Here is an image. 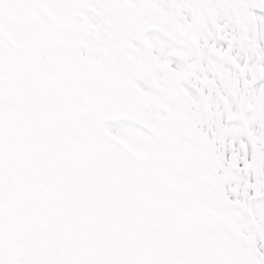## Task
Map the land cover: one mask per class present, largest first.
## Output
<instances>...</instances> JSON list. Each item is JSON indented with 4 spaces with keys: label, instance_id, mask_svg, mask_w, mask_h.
I'll return each instance as SVG.
<instances>
[{
    "label": "snow or ice",
    "instance_id": "1",
    "mask_svg": "<svg viewBox=\"0 0 264 264\" xmlns=\"http://www.w3.org/2000/svg\"><path fill=\"white\" fill-rule=\"evenodd\" d=\"M0 264H264V0H0Z\"/></svg>",
    "mask_w": 264,
    "mask_h": 264
}]
</instances>
